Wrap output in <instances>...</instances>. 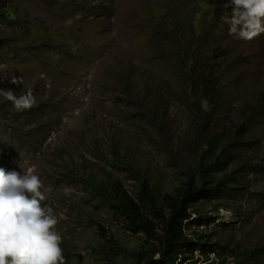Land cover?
<instances>
[{
	"label": "rangeland",
	"instance_id": "1",
	"mask_svg": "<svg viewBox=\"0 0 264 264\" xmlns=\"http://www.w3.org/2000/svg\"><path fill=\"white\" fill-rule=\"evenodd\" d=\"M179 1L9 0L20 26L0 23L9 38L0 50V167L40 177L70 264H134L146 237L98 187L119 182L137 198L136 174L160 194L199 182V162L220 153L213 136L231 150L217 177L234 173L240 194L225 209L202 206L204 224L186 233L215 251L186 264H264V119L244 112L264 104V33L230 35L232 8L207 0L200 29L185 32L194 61L185 67L164 24ZM29 89L28 109L5 94ZM243 134L251 144H233Z\"/></svg>",
	"mask_w": 264,
	"mask_h": 264
},
{
	"label": "trees",
	"instance_id": "2",
	"mask_svg": "<svg viewBox=\"0 0 264 264\" xmlns=\"http://www.w3.org/2000/svg\"><path fill=\"white\" fill-rule=\"evenodd\" d=\"M211 8L212 3L207 0H180L175 8L176 16L173 14L171 19H164L168 28L167 35L177 44L178 56L185 67L193 66L194 62L186 47L190 44V41H185L186 29L190 34L195 29L199 30ZM19 22V15L9 0H0V23L5 26H20ZM8 39L0 34V50ZM202 90L191 88L192 94L198 92L206 99ZM244 112L247 113V121L254 118L264 119V104L256 108L250 107ZM210 142L211 149H220L219 156L207 162H199L200 181L196 182L194 177H190L173 193L156 192L147 178H141L137 174L135 178L140 184L137 198L124 190L119 182L111 185L110 189L104 184L98 187V192L127 221L131 231L135 234L143 233L146 237L142 248L134 254V264H186L197 251L205 255L214 253V246L193 239L186 233V229L195 222L198 225L204 224L203 205L218 202V209L228 208L232 199L240 194V181L234 173L217 177L231 157V150L215 136ZM233 144L249 146L251 142L243 134ZM195 217L198 219H194ZM64 259L65 264H70L67 257L64 256Z\"/></svg>",
	"mask_w": 264,
	"mask_h": 264
},
{
	"label": "clouds",
	"instance_id": "3",
	"mask_svg": "<svg viewBox=\"0 0 264 264\" xmlns=\"http://www.w3.org/2000/svg\"><path fill=\"white\" fill-rule=\"evenodd\" d=\"M224 7L232 8L224 16L230 35L251 41L264 33V0H226ZM5 94L17 110L34 103L30 89L19 97ZM24 172L0 167V264H65L57 216L42 204L44 185L33 168Z\"/></svg>",
	"mask_w": 264,
	"mask_h": 264
}]
</instances>
